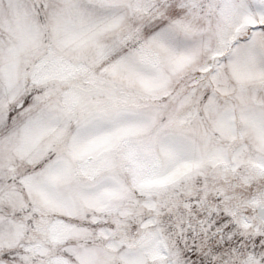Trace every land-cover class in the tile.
<instances>
[{
	"label": "snow or ice",
	"instance_id": "snow-or-ice-1",
	"mask_svg": "<svg viewBox=\"0 0 264 264\" xmlns=\"http://www.w3.org/2000/svg\"><path fill=\"white\" fill-rule=\"evenodd\" d=\"M0 264H264V0H0Z\"/></svg>",
	"mask_w": 264,
	"mask_h": 264
}]
</instances>
